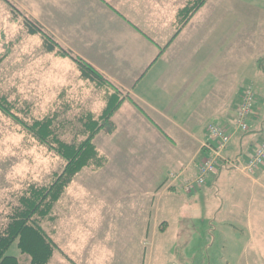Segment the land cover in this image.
I'll list each match as a JSON object with an SVG mask.
<instances>
[{"label":"crops","instance_id":"0c3cea01","mask_svg":"<svg viewBox=\"0 0 264 264\" xmlns=\"http://www.w3.org/2000/svg\"><path fill=\"white\" fill-rule=\"evenodd\" d=\"M8 1L53 44L101 75L120 97L110 118L114 131L101 132L93 141L107 164L97 172L81 170L64 194V237L58 243L71 261L152 264L154 257H165L175 247L181 227L189 224L185 217L194 225L195 207L220 230L235 227L237 219L243 223L244 183L263 185L264 170L252 176L220 170L192 195L178 188L196 175L205 157L202 145L209 124L232 134L226 151L231 158L246 161L264 139L262 122L251 137L243 138L233 125L232 107L239 83L245 86L264 76L256 67L264 55L258 52L263 41L243 51L242 60L232 48L233 41L264 27L243 21L236 26L243 17L262 14L264 19V11L233 14L221 4L209 7L211 0H206L183 23L182 11L193 0ZM3 7L11 15L4 1ZM233 33L238 34L235 39ZM232 81L236 84L230 96L219 100L216 89ZM177 172L181 177L176 185L165 189L168 176ZM212 190L230 191L229 197L238 190L239 195L216 207Z\"/></svg>","mask_w":264,"mask_h":264},{"label":"rangeland","instance_id":"374dc122","mask_svg":"<svg viewBox=\"0 0 264 264\" xmlns=\"http://www.w3.org/2000/svg\"><path fill=\"white\" fill-rule=\"evenodd\" d=\"M219 4L226 6L233 14L264 11V0H211L209 7ZM257 15L260 16L259 23L258 19L243 17L236 27H242L240 24L243 21L245 26L257 27L260 24L262 29L263 15ZM22 19L21 16L14 19L12 14L5 10L1 0L0 97H5L12 103L13 113L20 120L30 123L34 119L54 117L55 132L60 140H82L80 119L89 112L98 117L106 105L107 93L111 92V89L106 84L100 87L82 80L79 70L70 58L46 53L40 37L28 35ZM237 35L233 33V38ZM258 40L264 42V31L257 30L253 34L241 36L237 42L233 41L235 56L238 50L241 60L244 59L242 52L245 54L246 49L252 51L254 43H261ZM262 51L264 49L258 52ZM244 83H239L238 97L233 100L234 112L241 102ZM235 84L233 81L222 83L221 88L216 89L217 94L221 95L219 100L228 98ZM245 85L253 87L256 103L249 130L240 132L243 138L251 137L255 130L259 129L261 122L264 123V76ZM211 101L213 99H210ZM101 132L107 135L105 131L99 133ZM64 165V160L52 148L42 145L28 129L0 110V228L7 224L12 211L19 206V198L30 186L50 184L54 175L62 172ZM260 170H264V166L258 171ZM177 174L179 177L176 183L181 177L179 172ZM167 181L163 187L169 190ZM261 186L264 188V181L263 185L255 181L244 183L245 201L241 200L245 204V219H242L243 223L237 219L235 227H224L220 230L216 222L203 216L201 207H195L193 211L190 208L186 210L187 215L191 211L197 213L194 225L188 216L185 217L189 224L185 223L181 227L182 233L175 247L169 250L165 257H154L152 264H264V191L260 189ZM64 194L65 192L54 206L55 220L45 219L41 223L42 229L57 247V253L54 252L48 264H76L58 243L63 241L64 237V225L60 220ZM229 194L230 191H219L217 194L212 190L210 196L213 204L220 207L233 202L239 195L238 190L234 196L229 197ZM7 256L16 257L21 264H29V257L20 254L16 243L10 247Z\"/></svg>","mask_w":264,"mask_h":264},{"label":"trees","instance_id":"16d2710c","mask_svg":"<svg viewBox=\"0 0 264 264\" xmlns=\"http://www.w3.org/2000/svg\"><path fill=\"white\" fill-rule=\"evenodd\" d=\"M3 1L9 6L12 17L17 19L20 13L8 0ZM204 2L205 0H194L185 6L182 11L183 23H186ZM22 23L28 35L40 37L42 48L46 53L70 58L77 63L82 80L103 87L104 79L95 70L83 65L67 51L53 44L38 26L25 17H23ZM256 67L264 73V55L257 59ZM119 104V94L108 92L106 105L98 117H94L89 112L80 119L83 139L65 142L60 140L55 132L54 117L34 119L30 123L25 122L13 113L12 103L8 102L5 97H0V110L28 129L42 145L52 148L65 162L62 172L55 174L50 184L46 186L32 185L19 198V206L12 211L7 224L0 228V264H21L16 257L7 256V252L14 243L21 255L29 257V264L49 263L57 247L44 232L41 223L45 219L55 220L54 206L82 169L98 171L107 164V158L97 150L93 139L100 131H105L109 135L114 131L110 118Z\"/></svg>","mask_w":264,"mask_h":264},{"label":"built area","instance_id":"2783aa9c","mask_svg":"<svg viewBox=\"0 0 264 264\" xmlns=\"http://www.w3.org/2000/svg\"><path fill=\"white\" fill-rule=\"evenodd\" d=\"M256 97L251 85H245L242 91L241 102L235 112L233 125L237 132L245 133L249 130V120L253 114ZM207 141L203 143L205 157L200 163L196 175L179 186L178 190L184 195H192L200 191L211 176L220 170L234 171L246 176H252L264 166V139L253 150L252 155L243 161L240 156L228 157L226 151L232 141V134L227 128L209 124L207 126ZM179 175L171 173L168 177V188H173Z\"/></svg>","mask_w":264,"mask_h":264}]
</instances>
